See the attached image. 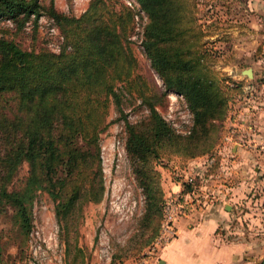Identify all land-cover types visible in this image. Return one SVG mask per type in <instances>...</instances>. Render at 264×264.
Segmentation results:
<instances>
[{
    "label": "trees",
    "instance_id": "obj_1",
    "mask_svg": "<svg viewBox=\"0 0 264 264\" xmlns=\"http://www.w3.org/2000/svg\"><path fill=\"white\" fill-rule=\"evenodd\" d=\"M139 1L149 17L142 40L145 54L166 91L186 96L194 122L189 134L177 133L153 103L145 119L127 121V151L146 199L130 245L135 254L152 244L162 229L166 196L157 161L178 154L187 158L207 154L215 143L209 133L225 117L232 97L208 75L201 50L189 38L195 29L189 2ZM126 10L123 14L109 9L106 0H93L76 17L58 12L54 0L46 7L42 0H0V21L23 28L33 19L37 28L46 13L64 38L59 52H53L26 50L0 35V96L13 94L18 102V113L0 112V216L10 215L19 234L28 237L32 205L39 192H46L66 234L75 231L73 264L79 258L82 264L85 261L77 242L82 208L105 196L101 134L110 106L126 118L124 101L127 94H134L130 88L143 86L128 40L134 13ZM227 88L233 90L231 85ZM24 163L28 175L21 187L12 188ZM180 185L181 196L193 191L187 181ZM66 242L69 256L72 249ZM2 256L0 239V262Z\"/></svg>",
    "mask_w": 264,
    "mask_h": 264
},
{
    "label": "rangeland",
    "instance_id": "obj_2",
    "mask_svg": "<svg viewBox=\"0 0 264 264\" xmlns=\"http://www.w3.org/2000/svg\"><path fill=\"white\" fill-rule=\"evenodd\" d=\"M51 0H42L46 7ZM93 0H54L58 12L79 17L85 13ZM190 13L194 16L195 29L190 39L202 52V62L207 66L208 75L217 81L223 91H229L232 96L225 117L216 121V129L209 134L215 143L207 154L195 158L185 155H172L157 161L156 169L160 171V183L167 197L175 195L174 184L185 181L191 183L193 191L190 195L181 196L183 203L182 213L173 223V233L166 240L157 243L156 240L135 254L131 248L132 237L138 230L145 205L140 206L138 215L133 219L120 221L113 213L105 178V196L98 203H87L82 208V215L77 220V242L84 251V264H157L160 249L172 240L177 233L181 219L194 221L204 214L210 207L213 199L218 198L217 192L210 187L223 190L225 180L230 179L237 183L239 177L227 174L226 170L235 167L236 157L233 154V144L241 135L244 119L245 97L255 94V91L245 90L251 83L256 88L261 85L260 77L264 75V0H187ZM109 9L121 11L123 14L130 9L134 13V21L130 25L128 40L138 59L137 74L141 76L142 88L135 85L130 88L134 94H127L124 101V113L111 105L108 113V125L101 134L102 143L115 139L124 140L127 144V123H138L150 113L149 103H153L159 113L166 118L173 117L176 121L181 118V110L189 107L186 96L175 91H166L163 79L152 67L150 59L145 54L142 40L144 29L149 17L139 0H106ZM33 18V17H32ZM50 15L42 14L37 22L28 21L26 27L1 20L0 35L14 39L26 50L48 49L59 52L63 44V35H51ZM252 68L254 76L249 77L244 70ZM231 85L233 90L227 87ZM239 85V87H237ZM142 90V93H141ZM141 95V96H140ZM146 97V101L142 97ZM10 108V109H8ZM17 98L13 94H1L0 112L18 113ZM190 109V107H189ZM191 110V109H190ZM193 114V112L191 111ZM194 117V115H193ZM128 121V122H127ZM244 123V122H243ZM127 149V145H126ZM264 150V149H263ZM264 163V151L259 154ZM208 165V166H207ZM259 164L252 162L246 172V186L248 197H260L263 193L256 192L257 182L260 180V171L256 170ZM133 162L127 151L124 167L118 173H113L112 181L118 179L124 188L132 187L133 198L144 193L138 178L135 175ZM226 170H225V168ZM29 166L24 163L19 169L12 188L23 185ZM215 184V185H214ZM123 188V190H125ZM261 191V190H259ZM111 192V191H110ZM182 192V190H181ZM179 192L178 194L182 195ZM177 194V193H176ZM255 194V195H254ZM264 196V195H263ZM56 204L46 192H39L32 205L33 227L28 237L19 234L11 216H0V239L3 243V256L0 264H73L75 231L72 229L66 234L55 213ZM248 221H238L231 217L229 229L230 241L243 240L235 232L241 227L249 228ZM109 240L112 255L110 259H102L96 253L102 240ZM246 240H252L249 236ZM69 241L71 253L67 255ZM260 244L256 251L248 254L253 264H264V238L256 240ZM79 246V247H80ZM250 259V260H251ZM82 264L79 258L77 263Z\"/></svg>",
    "mask_w": 264,
    "mask_h": 264
},
{
    "label": "crops",
    "instance_id": "obj_3",
    "mask_svg": "<svg viewBox=\"0 0 264 264\" xmlns=\"http://www.w3.org/2000/svg\"><path fill=\"white\" fill-rule=\"evenodd\" d=\"M255 77L262 79L259 82L261 85L258 88L253 85L255 94L245 97L243 129L232 147L236 157L235 167L227 170L224 167L226 175H235L239 181L232 183L231 178L226 179L223 190L210 187L217 192L218 198L212 200L201 218L180 220L176 236L160 249L157 264L254 263L248 254L256 251L255 248L260 245L256 240L264 238V163L259 155L264 151V75L255 73ZM252 162L259 164L255 168L260 171L256 192L263 193L254 198L247 196L249 192L245 179ZM178 183L174 184L175 194L182 190ZM231 217L249 222V228L240 226L235 232L243 240L228 239L229 234L233 233L229 229ZM247 236L252 240H246Z\"/></svg>",
    "mask_w": 264,
    "mask_h": 264
},
{
    "label": "built area",
    "instance_id": "obj_4",
    "mask_svg": "<svg viewBox=\"0 0 264 264\" xmlns=\"http://www.w3.org/2000/svg\"><path fill=\"white\" fill-rule=\"evenodd\" d=\"M10 22V21H9ZM51 35L58 33V28L53 24V19H50ZM64 39V38H63ZM245 90L253 91L254 87L252 84H247L244 87ZM181 118L179 121H176L172 116L165 118V120L175 129L177 133L186 135L191 132L193 126L194 117L191 113L189 107L187 109L181 110ZM264 149V145L262 147ZM127 158V149L124 140L115 139L113 141H108L107 143H102L101 141V165L102 171L106 174L105 178L108 175V192L109 204L113 209V213L119 218L120 221H125L128 219H133L138 215L141 205H145V194H141L138 198H133L132 187L127 186V189L124 188L123 184L120 183L118 179L112 181L113 173H118L124 167L125 160ZM190 183L193 182V179L189 180ZM123 188L125 190H123ZM188 193L187 195H190ZM180 194L171 195L166 198L164 206V220L162 223V229L159 237L157 238L156 246L158 242L166 240L171 233H173V223L182 213L183 203L180 199ZM170 241V240H169ZM168 241V242H169ZM96 253L102 259H110L112 255L111 245L109 240H102L100 246L97 248Z\"/></svg>",
    "mask_w": 264,
    "mask_h": 264
},
{
    "label": "water",
    "instance_id": "obj_5",
    "mask_svg": "<svg viewBox=\"0 0 264 264\" xmlns=\"http://www.w3.org/2000/svg\"><path fill=\"white\" fill-rule=\"evenodd\" d=\"M244 72L250 77H253L254 76V71L252 68H248L246 70H244Z\"/></svg>",
    "mask_w": 264,
    "mask_h": 264
}]
</instances>
